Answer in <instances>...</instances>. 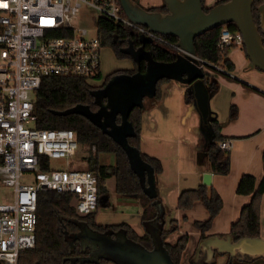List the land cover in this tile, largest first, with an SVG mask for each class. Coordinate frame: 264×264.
<instances>
[{
  "label": "built area",
  "instance_id": "1",
  "mask_svg": "<svg viewBox=\"0 0 264 264\" xmlns=\"http://www.w3.org/2000/svg\"><path fill=\"white\" fill-rule=\"evenodd\" d=\"M101 18L185 53L165 36L132 23L118 0H0V185L11 190L0 203V264H18L19 254L34 246L40 192L73 195L82 215L97 210L98 179L74 163L80 147L75 133L36 128L33 101L44 78L90 84L100 77ZM217 47L241 49L242 35L222 26ZM196 58L202 70L224 72ZM232 146L231 139L219 143L228 153ZM52 160L65 161L66 167H52Z\"/></svg>",
  "mask_w": 264,
  "mask_h": 264
},
{
  "label": "trees",
  "instance_id": "2",
  "mask_svg": "<svg viewBox=\"0 0 264 264\" xmlns=\"http://www.w3.org/2000/svg\"><path fill=\"white\" fill-rule=\"evenodd\" d=\"M229 0H218L215 4L226 3ZM263 0H255L252 7L254 22L259 24L260 17L258 6ZM203 3V10L207 12L211 7ZM149 11L166 12L165 5L147 8ZM99 37L103 47H110L118 59L131 58L129 54L124 53V49L130 44L134 48L144 46L153 60L161 63H173L178 54L175 50L163 46L159 43H142L140 36L129 29L115 26L104 20H99ZM232 32L238 31L234 24L227 25ZM222 27H218L202 36L195 38L194 44L197 56L211 65H216L224 72H230L234 69V64L228 59L230 49L223 51L217 47ZM264 37V32L260 31ZM170 42L177 44V40L171 36H165ZM244 50V49H243ZM245 53V51H244ZM246 56V54H245ZM247 58V56H246ZM132 59V58H131ZM248 60V58H247ZM133 61V59H132ZM134 62V68L131 71H117L132 75L137 69L144 72L146 62L141 60L139 64ZM204 73L203 81L212 96L218 90V83L214 80L211 72L221 74L212 67H207ZM114 73V72H112ZM112 73L106 76L109 80ZM223 73V72H222ZM227 76L226 74H224ZM168 81L163 79L158 81L156 92L152 98L154 101L161 99V86ZM99 87H93L83 79L76 78H54L47 77L42 80L41 86L34 93V114L36 117L35 127L45 130L67 129L72 130L76 135L77 142L88 147V156L86 157V168L92 172L98 179V207L90 214H79L75 209V198L71 194L57 192H40L37 201V224L35 232V244L19 254L18 264H109L110 260L99 258L90 259L88 248H83L82 230L84 227L93 232L110 234L113 238L117 233H122L127 239L137 243L147 250H152L153 244L149 233L139 236L127 224L103 225L97 222V211L100 207H106L109 204V192L105 183L113 176L114 192L117 196L134 197L140 204V221L144 226L148 222L157 218L158 211L154 202L157 197H149L141 186L140 179L132 169L129 158L125 150L117 144L110 136L103 133L94 122L92 115L98 110L95 103L93 91ZM190 89L186 86L185 101L193 104L194 98ZM144 108L135 107L128 115V121L133 126L135 136L127 139L128 144L135 148L141 159L149 164L155 176L162 172L160 161L151 158L140 150L141 140V122ZM237 118V109L231 106L229 119ZM119 117L117 122H119ZM212 135L207 143L205 150V160L208 169L215 175H227L230 171V156L228 152L219 148V143L225 138L220 134L221 125L216 117H209ZM94 150L92 151L91 149ZM100 155H113L114 165L109 168L99 162ZM263 174L258 181L253 175L244 174L241 176L236 194L240 196H249L250 202L242 207L239 219L231 225L229 234L236 240L242 238L260 237V214L261 203L264 194V152L262 153ZM196 202L202 203L208 213V218L202 222H194V227L200 232V238L208 237L214 219L219 215L222 209V199L212 185H199L196 189L184 190L177 199V209L186 212L192 209ZM185 218V217H184ZM161 222V221H159ZM176 222H170L171 228L167 231L162 230L161 239L163 246L167 250L173 264H180L183 254L188 245V235H182L174 245L165 241L167 236L176 229ZM165 225V223L163 224Z\"/></svg>",
  "mask_w": 264,
  "mask_h": 264
},
{
  "label": "water",
  "instance_id": "3",
  "mask_svg": "<svg viewBox=\"0 0 264 264\" xmlns=\"http://www.w3.org/2000/svg\"><path fill=\"white\" fill-rule=\"evenodd\" d=\"M255 0H229L212 6L207 12L203 10L202 0H162L166 12L149 11L134 0H118L126 17L134 24L144 26L151 32L162 36L176 38L177 46L185 51L178 55L173 63H161L153 60L144 46L134 48L130 44L123 51L129 54L137 64L146 62L144 72L139 68L132 74L113 75L102 89L93 91L98 110L92 115L94 122L103 133L110 136L127 153L130 165L141 186L149 197L155 195V174L152 167L145 163L135 148L127 139L135 136L133 126L128 121V115L135 107L143 108L144 99H152L156 92L158 81L167 79L184 83L190 89L194 101L192 106L197 110L204 132L208 133V141L212 130L209 125L210 93L203 77L204 71L199 67L196 58L195 38L204 35L218 27L234 24L243 38V48L248 58L247 68L258 69L264 73V37L259 30L264 31V0L258 6L259 24L254 22L252 7ZM142 43H152L150 39L140 37ZM188 53V54H187ZM119 117L120 121L117 122ZM146 178V179H145ZM147 182L149 187H145ZM203 185H211V174L205 173ZM158 211L157 218L144 226L158 223L157 230H148L153 248L147 250L141 245L127 239L122 233L113 238L110 234L82 230L83 248H88L90 259L105 258L115 264H173L161 239L164 230V212L157 201L154 202ZM109 206V204H108ZM161 221V222H159ZM107 245L108 250H104ZM205 251L209 257L214 252L221 254H248L253 257H264V239L242 238L234 241L230 234L226 236L212 235L201 239L197 252ZM113 254L120 260H114ZM258 255V256H255Z\"/></svg>",
  "mask_w": 264,
  "mask_h": 264
},
{
  "label": "crops",
  "instance_id": "4",
  "mask_svg": "<svg viewBox=\"0 0 264 264\" xmlns=\"http://www.w3.org/2000/svg\"><path fill=\"white\" fill-rule=\"evenodd\" d=\"M203 1L205 6L212 7L218 0ZM155 3L147 2L148 6H142L145 8L158 7L162 5V0ZM207 70L205 68L203 71L207 72ZM211 74L213 77L217 76L216 73L211 72ZM242 79H236L240 85H235L233 90L234 98H239L237 103L240 108H245L244 114L247 118L243 120L247 122L245 123L247 130H238L239 133L252 132L250 135L237 136L239 133H236L235 130L240 122L231 124L226 119L227 115L221 117L220 112L218 113L214 107L215 93L211 96L209 103L212 116L220 121L221 135L233 142L229 152L230 171L224 176L215 175L208 169L205 160L208 133L200 127L201 119L197 110L185 101L186 85L184 83L168 80L161 86L159 101L147 98L143 101L140 150L147 156L158 159L161 163L162 172L155 176L154 188L156 201L164 212V231L171 228L170 222H176V229L167 236L164 242L174 245L182 235H188L189 241L183 254V261L191 258L201 239L200 232L194 227V222L205 221L208 218V213L204 206H202L204 210L200 209V205H202L200 202H196L189 211L178 210L176 204L180 193L203 185L204 174H211V185L221 196L223 205L219 215L214 219L208 235L223 237L229 234L231 225L239 219L242 207L250 202L249 196L236 194L241 176L250 174L259 181L263 174L264 91L255 87L257 85L251 78ZM145 185L146 188L149 187L147 182ZM119 197L120 200H117V204L121 208L119 214H115L119 215V219L115 218V222L108 221L101 224L119 225L124 223L139 236L144 235L147 229L150 230L151 223L147 228L141 224L139 202L133 197ZM183 216L186 218L180 222ZM176 232H178L177 235ZM260 234L264 238V194L261 203Z\"/></svg>",
  "mask_w": 264,
  "mask_h": 264
},
{
  "label": "rangeland",
  "instance_id": "5",
  "mask_svg": "<svg viewBox=\"0 0 264 264\" xmlns=\"http://www.w3.org/2000/svg\"><path fill=\"white\" fill-rule=\"evenodd\" d=\"M137 2L139 5H144L148 6L147 2L156 4L155 2L158 0H134ZM142 6V7H144ZM89 22V27L94 29L92 26V23L90 20ZM93 32V30H92ZM244 48L242 47L241 49H230L228 53V59L234 64V69L233 71L230 72H221V74H216V77H213L214 80L217 81L218 83V93L215 92V95L213 97V103L214 107H216L218 113L220 112L221 117L223 118L224 116L227 115V120L231 122V124H235L237 122H240L238 127L236 128L235 132L239 133L238 129H241L243 131L247 130V127L245 126V122L243 119L247 118V116L244 114L245 108L243 107L242 109L240 108L239 104L237 103L239 100L238 97L234 98V86L235 85H240L238 83V80H243L242 78H251L254 80L255 87H258L259 89H262L264 91V73L258 69H253L250 70L247 68L248 65V60L245 56L244 53ZM134 68V62L132 61L131 58H122L118 59L112 49L110 47H103L101 50V75L99 78H95L89 83L92 86H100L101 83L105 80L106 76L109 75L112 72L115 71H131ZM207 68V67H206ZM208 69V68H207ZM214 70L217 71L216 68L213 67ZM215 74V72H213ZM226 74L227 76H225ZM230 77H229V76ZM238 79V80H236ZM234 98V99H233ZM231 106H235L237 109V118L235 120H230L229 119V114H230V109ZM212 107V105H211ZM240 108V111H239ZM240 115V117H239ZM218 121V120H217ZM220 124V121H218ZM222 128H220V134H221ZM252 132H247V133H239L237 136H247L250 135ZM142 135V134H141ZM233 139V138H232ZM207 141V140H206ZM143 147L146 148L145 144H143ZM93 151V149H91ZM88 156V147L80 145L78 152L74 158V163L76 165H79V167L86 168V157ZM150 157V156H149ZM99 162L101 164L106 165L109 168V172H112V166L114 165V156L113 155H100L99 157ZM152 158V157H151ZM158 160V159H157ZM231 164V160H230ZM51 166L52 167H59V168H65L66 167V162L62 160H52L51 161ZM114 178L111 176L108 180H106L105 186L106 189L109 192V206L106 207H100L99 210L97 211V222L99 224L101 223H107L109 222H115V218L119 219V209L121 208L120 205L117 204V200H120L119 196L116 195L114 192ZM11 195V190L10 188H7L5 186L0 185V203L5 202L7 199L10 198ZM134 198V197H133ZM203 205H200V209L204 210ZM177 208V204H176ZM185 216L182 217L180 222L184 221ZM112 224V223H111ZM150 230H157L158 228V223L156 224H151L149 226ZM178 232H176L177 235ZM170 242V240H169ZM104 250H108L107 245L104 246ZM109 255V254H108ZM110 257L115 256L113 254L109 255ZM114 260H120L118 257H112ZM221 259H219L220 261ZM109 264H115V263H109Z\"/></svg>",
  "mask_w": 264,
  "mask_h": 264
},
{
  "label": "flooded vegetation",
  "instance_id": "6",
  "mask_svg": "<svg viewBox=\"0 0 264 264\" xmlns=\"http://www.w3.org/2000/svg\"><path fill=\"white\" fill-rule=\"evenodd\" d=\"M119 74H126V73L115 71L114 73H112L111 76L119 75ZM107 81L104 80L101 83L100 88L98 89H102L106 85ZM260 237H261V234H260ZM232 238L234 241L239 240V239L236 240L233 236ZM197 248H198V244L196 248L194 249V253L192 254L191 258L186 261H183L182 259L180 264H264V257H253L246 253L245 254L236 253L235 255L231 256L230 254H221L216 251L214 252L212 257H209L208 254L202 250H200L199 253H196ZM255 256H258V255H255ZM219 259L221 260L219 261Z\"/></svg>",
  "mask_w": 264,
  "mask_h": 264
}]
</instances>
